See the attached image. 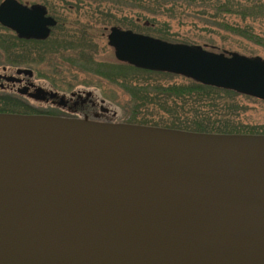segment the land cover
<instances>
[{"label":"water","instance_id":"1","mask_svg":"<svg viewBox=\"0 0 264 264\" xmlns=\"http://www.w3.org/2000/svg\"><path fill=\"white\" fill-rule=\"evenodd\" d=\"M0 22L40 40L56 24L16 0ZM107 43L132 67L264 102L261 57L118 27ZM0 264H264V135L0 113Z\"/></svg>","mask_w":264,"mask_h":264},{"label":"trees","instance_id":"2","mask_svg":"<svg viewBox=\"0 0 264 264\" xmlns=\"http://www.w3.org/2000/svg\"><path fill=\"white\" fill-rule=\"evenodd\" d=\"M56 1L64 3L63 0ZM75 3L83 5V0ZM89 3L95 6L94 12L89 13L96 14L97 20L88 16L90 20L84 24L56 17L58 23L51 36L41 42L39 58L49 68L43 76L51 84L65 81L64 76L76 80L80 73L106 81L128 97V103L121 106L124 120L119 122L195 133L264 135V131L237 126L229 120L234 116L227 112H235L234 101L242 96L186 79L175 83L172 82L175 76L171 74L98 61L95 58L98 49L91 30L97 21L96 25H114L172 43H188L185 39H176L170 33L172 28L207 18L212 22L208 24L227 36L264 49V35L257 34L251 24L229 23L224 19L231 16L252 21L264 19V0H89ZM125 8L136 10L138 16L117 18L111 13V10L120 12ZM76 83L87 85L85 81L76 80ZM108 99L115 103L114 97ZM38 111L28 103L0 99V112L35 114Z\"/></svg>","mask_w":264,"mask_h":264},{"label":"rangeland","instance_id":"3","mask_svg":"<svg viewBox=\"0 0 264 264\" xmlns=\"http://www.w3.org/2000/svg\"><path fill=\"white\" fill-rule=\"evenodd\" d=\"M29 3H32L33 0H28ZM64 3H60L55 0H42L43 4H47L53 13L63 21L64 18L70 19L71 21L76 20L77 22L88 23L90 20L88 16H92L93 18H97L96 14H92L89 12H94V5L89 3V0H83V5H79L75 3L76 0H63ZM103 6V5H102ZM111 9V6L109 7ZM79 9V10H78ZM73 12V14H72ZM77 12L80 14L78 15ZM69 13V14H67ZM111 13L117 18H128L134 19L138 16V12L136 10H132L129 8H125L120 12L111 10ZM67 14V15H66ZM78 15V16H76ZM68 18H67V17ZM198 18V17H197ZM80 19V20H79ZM150 19V18H147ZM229 23L235 24H251L254 31L257 34L264 35V19L258 18L255 21L251 19H242L240 16H231L224 18ZM97 20V19H96ZM144 20V19H143ZM162 21L161 19H159ZM210 19L205 18L204 20L195 21H187L184 23L182 27L176 28L175 26L171 30V34L176 39H185L188 41L187 44L199 45L204 47L206 50L214 52V53H222V52H235L241 55L246 56H259L264 59V49L261 47L255 46L247 41L241 40L239 38H233L231 36H227L224 32L217 30L213 25L208 24L212 23L208 21ZM97 21L92 24V36L94 44L97 45V52L95 58L101 62H110V63H121L116 60L114 56V50L108 46L107 36L109 34L110 26H102L96 25ZM147 35V34H146ZM149 36V35H148ZM55 39V38H54ZM54 39H52L54 41ZM32 69H35L38 73V77L42 80L41 83L48 87L47 78L43 75L49 68L43 63L34 65ZM64 75H62L63 77ZM65 81L56 82V86L60 89H72L75 93H79L82 95H86L88 92L94 93L95 101L100 103V100H103V104H101L104 108L108 109V112L105 114H101L102 118L100 121H110L117 120L123 121L122 118L123 110L121 106L128 103V97L125 95L120 89L109 85L106 81L100 80L97 77L86 76L84 74H78L77 82L85 81L87 85H83L82 83H76L74 77L64 76ZM38 79V78H37ZM64 79V78H63ZM184 78L175 76L172 78V82L180 83ZM57 80V79H56ZM8 97V96H7ZM108 97H114L115 103H112ZM6 98V97H5ZM10 98H6L9 100ZM12 100V99H11ZM14 100V99H13ZM16 102V101H15ZM28 103L29 105H34V102L29 103L28 101H22V103ZM21 103V101L17 100V104ZM118 104V105H117ZM120 104V106H119ZM235 112H227L230 116L233 115L234 118L229 119L231 122L237 124V126H243L244 128H253L256 131L261 132L260 128H264V102L254 100L251 98L238 97L234 101ZM222 114V113H221ZM214 116V114H213Z\"/></svg>","mask_w":264,"mask_h":264},{"label":"flooded vegetation","instance_id":"4","mask_svg":"<svg viewBox=\"0 0 264 264\" xmlns=\"http://www.w3.org/2000/svg\"><path fill=\"white\" fill-rule=\"evenodd\" d=\"M4 1L0 0V5ZM16 1L29 9L42 6L45 8L47 16L53 18L55 22L58 21L56 14L51 11L47 4H43L42 0H33L32 3H29L28 0ZM77 14L80 13L77 12ZM81 16L83 15L80 14ZM50 32L52 34V30ZM41 42L40 39L21 38L12 29L0 22V99L4 101L6 98H10L14 99L13 101L16 103L17 100L21 103L25 100L29 103L34 102L35 108H38V113L41 114L81 117L100 121L101 114L107 113L108 109L101 105L103 100H100V103L95 101L93 92L90 91L86 95H82L77 92L74 93L72 89H60L50 82H48V87L41 83L42 80L38 77V72L32 69L34 65L42 63L39 58L42 49ZM25 70L31 73L28 75L23 73L22 71ZM38 90L40 93L37 94L36 91ZM50 94L55 96L51 97ZM31 95H36L38 100L30 97Z\"/></svg>","mask_w":264,"mask_h":264}]
</instances>
